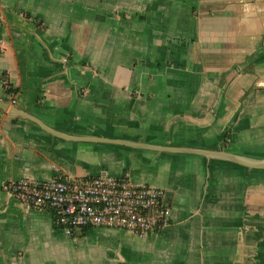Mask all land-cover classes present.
Instances as JSON below:
<instances>
[{
    "label": "crops",
    "instance_id": "1",
    "mask_svg": "<svg viewBox=\"0 0 264 264\" xmlns=\"http://www.w3.org/2000/svg\"><path fill=\"white\" fill-rule=\"evenodd\" d=\"M0 100L70 138L0 110V264H264V170L187 153L264 162V0H0ZM125 175L166 228L70 238L3 191Z\"/></svg>",
    "mask_w": 264,
    "mask_h": 264
},
{
    "label": "built area",
    "instance_id": "2",
    "mask_svg": "<svg viewBox=\"0 0 264 264\" xmlns=\"http://www.w3.org/2000/svg\"><path fill=\"white\" fill-rule=\"evenodd\" d=\"M3 191L33 209L51 212L55 227L70 238L89 229L119 230L145 238L171 221L166 192L136 184L128 175L12 180L3 185Z\"/></svg>",
    "mask_w": 264,
    "mask_h": 264
},
{
    "label": "water",
    "instance_id": "3",
    "mask_svg": "<svg viewBox=\"0 0 264 264\" xmlns=\"http://www.w3.org/2000/svg\"><path fill=\"white\" fill-rule=\"evenodd\" d=\"M0 110L4 111V112H8L11 115H15V116H19L22 118H25L35 124H37L41 129H43L44 131L48 132L49 134L58 136L60 138H65V139H70L67 136H64L62 134H59L53 130H51L49 127H47L45 124H43L40 120H38L37 118L19 110L18 108H16L15 106H12L6 102H3L0 100ZM75 140V139H74ZM97 142H102L103 140H96ZM123 145H128V146H136L134 144H125L122 143ZM141 147V146H140ZM160 150V149H158ZM171 152H186V151H179V150H170ZM187 153H191V154H196V155H202V156H206V157H215V158H219V159H223V160H227L239 165H242L244 167H247L249 169H253V170H264V162H255V161H251V160H247L244 158H240L237 156H233L227 153H213V152H207V151H189Z\"/></svg>",
    "mask_w": 264,
    "mask_h": 264
},
{
    "label": "rangeland",
    "instance_id": "4",
    "mask_svg": "<svg viewBox=\"0 0 264 264\" xmlns=\"http://www.w3.org/2000/svg\"><path fill=\"white\" fill-rule=\"evenodd\" d=\"M92 239H93V238H92ZM86 241H90V238H89V237H87ZM87 245H88V244H87ZM83 247H85V248H86V246H83Z\"/></svg>",
    "mask_w": 264,
    "mask_h": 264
}]
</instances>
